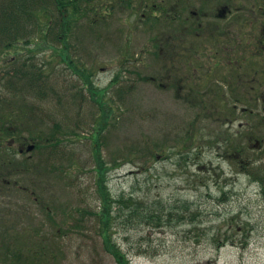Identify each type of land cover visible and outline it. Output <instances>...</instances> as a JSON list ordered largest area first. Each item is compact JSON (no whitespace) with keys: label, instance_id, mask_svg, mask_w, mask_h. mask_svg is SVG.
I'll use <instances>...</instances> for the list:
<instances>
[{"label":"rangeland","instance_id":"1","mask_svg":"<svg viewBox=\"0 0 264 264\" xmlns=\"http://www.w3.org/2000/svg\"><path fill=\"white\" fill-rule=\"evenodd\" d=\"M123 4L98 1L96 13L74 27L69 57L52 37H40L28 53L23 41L0 56L2 71L1 63L8 67L23 53L18 66L26 75L13 86L2 83V93L16 100L15 124L24 137L50 138L17 155L31 172L0 178V264H118L93 216L102 172L112 196L133 195L163 215L159 225L114 230L130 264H264V102H249L254 116H232L225 87L222 98L221 85L174 84L173 71L154 55L169 33L141 22L140 1ZM70 59L86 66L102 104ZM35 73H42L43 93L26 85ZM209 89L218 94L204 108L177 97ZM228 136L252 144L234 156ZM172 209L169 222L164 213Z\"/></svg>","mask_w":264,"mask_h":264},{"label":"flooded vegetation","instance_id":"2","mask_svg":"<svg viewBox=\"0 0 264 264\" xmlns=\"http://www.w3.org/2000/svg\"><path fill=\"white\" fill-rule=\"evenodd\" d=\"M119 1L129 7L137 0ZM138 1L142 18L160 26L159 33H169V41L159 45V60L167 72L173 71L168 77L174 84L183 90L193 85L234 86L230 99L235 101L238 86L264 87V0ZM180 91L177 97L185 101H208L218 94L209 89L202 99ZM253 99L264 101V94ZM229 113L238 116V109Z\"/></svg>","mask_w":264,"mask_h":264},{"label":"trees","instance_id":"3","mask_svg":"<svg viewBox=\"0 0 264 264\" xmlns=\"http://www.w3.org/2000/svg\"><path fill=\"white\" fill-rule=\"evenodd\" d=\"M49 2H53L55 5L56 10L53 13L50 7L47 8ZM91 4L92 0H0V56L7 49L15 48L21 40H25V43L29 44L32 40L37 43L40 37L44 39L52 37L54 41L63 44V54L69 57L67 49L70 47V34L78 19L87 14V8ZM46 15L47 19L43 21L42 16ZM28 24H30L31 31L26 33L28 31L24 29ZM155 55H158V53L155 52ZM70 62L72 63V67L77 69L79 73L80 70H84L87 84L91 86L90 97L92 98L93 96V99L98 101L101 95L98 94L99 90H94L92 87L91 75L85 70L86 66L83 64L82 67H78L77 62L75 61V63L73 59H70ZM23 64L25 65L26 63L23 62ZM1 65L3 68L2 71L0 69V178L9 181L10 177L16 174H27L34 169L27 163V160H20L17 157V149L12 143L30 139L35 142L36 150H39L49 144L50 138H43L45 142H37L36 137L31 133L28 137H24L23 128L15 124L16 120L14 121L13 117H15L17 112L16 100L8 98L2 93V83L13 86L15 79L18 76L21 78V76L26 75V72L23 69L21 70L18 66V61L15 60L8 67L4 65V62ZM33 76L37 80L31 78L26 85L33 87L34 90L38 89V93H43L40 80L42 73H35ZM101 101L98 102L102 104ZM243 101L248 102L244 105L246 107L244 115L251 113L249 115L253 116V107L249 103L251 101L246 99ZM262 120L264 121V117ZM263 125L264 122L260 124L261 127ZM226 144L227 151L233 152L235 156L236 154H244L249 148V144L252 143L249 139H247L246 144L245 141L239 139L237 141L228 136ZM95 152H98V148L95 149ZM253 166V162H250L246 167L251 169ZM98 182L101 205L99 209L94 211L93 216L97 219L99 234L102 236L103 241L106 242L107 250H110L115 255L118 264H130L126 254L123 253L113 239L115 237L114 230H119L120 227L124 229L134 228L145 222H150L149 220H156L159 225L164 222L163 215L159 211L157 212L159 214L155 213L154 210L148 212L150 209L146 208L143 200L133 195L129 197L122 195L119 197L112 196L108 189L106 172L101 173ZM261 192L264 196L263 183H261ZM173 210L169 211L168 214L164 213L169 222L174 218ZM184 216L186 217L185 214ZM193 218L194 216H192Z\"/></svg>","mask_w":264,"mask_h":264},{"label":"water","instance_id":"4","mask_svg":"<svg viewBox=\"0 0 264 264\" xmlns=\"http://www.w3.org/2000/svg\"><path fill=\"white\" fill-rule=\"evenodd\" d=\"M34 148V145L29 146V150H32Z\"/></svg>","mask_w":264,"mask_h":264}]
</instances>
